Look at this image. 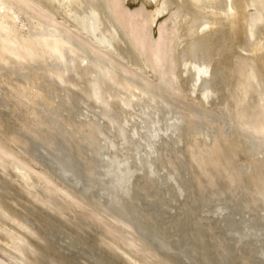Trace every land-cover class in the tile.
Instances as JSON below:
<instances>
[{
  "label": "bare ground",
  "instance_id": "bare-ground-1",
  "mask_svg": "<svg viewBox=\"0 0 264 264\" xmlns=\"http://www.w3.org/2000/svg\"><path fill=\"white\" fill-rule=\"evenodd\" d=\"M137 1L0 0V264H264V0Z\"/></svg>",
  "mask_w": 264,
  "mask_h": 264
},
{
  "label": "rangeland",
  "instance_id": "rangeland-1",
  "mask_svg": "<svg viewBox=\"0 0 264 264\" xmlns=\"http://www.w3.org/2000/svg\"><path fill=\"white\" fill-rule=\"evenodd\" d=\"M128 5L130 7H134V6L138 5V1L136 2V0L135 1L134 0H128Z\"/></svg>",
  "mask_w": 264,
  "mask_h": 264
}]
</instances>
